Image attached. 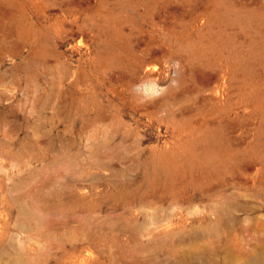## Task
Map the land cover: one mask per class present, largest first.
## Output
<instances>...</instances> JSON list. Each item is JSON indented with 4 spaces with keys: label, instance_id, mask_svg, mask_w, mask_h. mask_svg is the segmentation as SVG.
I'll list each match as a JSON object with an SVG mask.
<instances>
[{
    "label": "rangeland",
    "instance_id": "1",
    "mask_svg": "<svg viewBox=\"0 0 264 264\" xmlns=\"http://www.w3.org/2000/svg\"><path fill=\"white\" fill-rule=\"evenodd\" d=\"M0 264H264V0H0Z\"/></svg>",
    "mask_w": 264,
    "mask_h": 264
}]
</instances>
